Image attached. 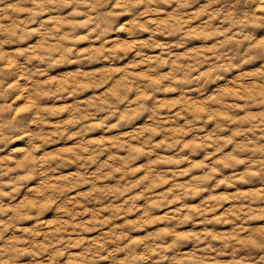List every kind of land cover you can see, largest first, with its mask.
<instances>
[{
	"label": "clouds",
	"instance_id": "clouds-1",
	"mask_svg": "<svg viewBox=\"0 0 264 264\" xmlns=\"http://www.w3.org/2000/svg\"><path fill=\"white\" fill-rule=\"evenodd\" d=\"M0 264H264V0H0Z\"/></svg>",
	"mask_w": 264,
	"mask_h": 264
}]
</instances>
